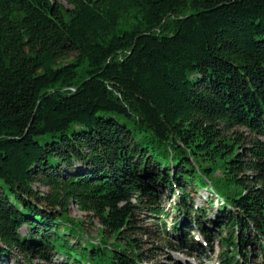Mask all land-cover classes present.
I'll return each instance as SVG.
<instances>
[{"label":"trees","instance_id":"16d2710c","mask_svg":"<svg viewBox=\"0 0 264 264\" xmlns=\"http://www.w3.org/2000/svg\"><path fill=\"white\" fill-rule=\"evenodd\" d=\"M170 196L264 264V0H0V264H143L139 211L192 250Z\"/></svg>","mask_w":264,"mask_h":264},{"label":"rangeland","instance_id":"374dc122","mask_svg":"<svg viewBox=\"0 0 264 264\" xmlns=\"http://www.w3.org/2000/svg\"><path fill=\"white\" fill-rule=\"evenodd\" d=\"M244 131L243 129H239ZM39 187L41 191L46 192L47 189L40 187L38 184L35 185ZM208 196L206 191H200L199 195H195L194 199L197 206H201L202 202ZM175 198L173 196L169 197V200L161 198L158 200L160 207L163 209L165 216L160 217V221L165 225L166 231L171 232L172 225L179 218L183 220L184 227L183 229L187 230V235L194 238L196 242V248L189 250L188 248H183L181 252L175 251L176 244L179 243V240L173 236V234L165 235L160 229V224L152 217L148 216V213L144 211H139L135 214V220L137 227H140L143 230V233L138 232L135 237L142 241L141 245L144 251H148L152 258L143 264H217L218 263V251L220 246L218 244V239L214 233V230L206 231L205 235H199L194 226L191 228L185 224V220L179 214H174L172 211V204L174 203ZM70 217L76 219L84 218V214L78 212L76 207H70ZM210 218H213L212 212L209 214ZM88 238L92 241H95L96 231L93 227L88 224L86 219H83ZM95 227H98V223L94 221ZM188 227V228H186ZM194 229V230H192ZM20 234L24 235L26 233L24 228L20 229ZM86 238V236L84 237ZM207 239V240H206ZM18 259L24 263V259L19 255ZM260 258L256 259L259 261ZM61 260L53 259L50 262L33 260L32 264H58Z\"/></svg>","mask_w":264,"mask_h":264}]
</instances>
